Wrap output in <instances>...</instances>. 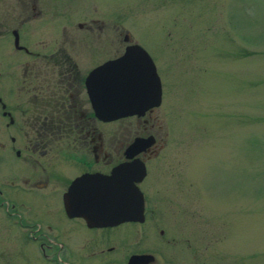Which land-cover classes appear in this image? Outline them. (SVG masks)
Listing matches in <instances>:
<instances>
[{
    "label": "flooded vegetation",
    "instance_id": "flooded-vegetation-1",
    "mask_svg": "<svg viewBox=\"0 0 264 264\" xmlns=\"http://www.w3.org/2000/svg\"><path fill=\"white\" fill-rule=\"evenodd\" d=\"M101 3L0 0V264H128L140 253L154 264L161 240L172 239L156 198L179 196L185 169L168 152L167 85L143 45L160 102L105 119L101 65L129 43L121 49L117 24L107 31ZM133 184L142 220L86 216L106 197H134Z\"/></svg>",
    "mask_w": 264,
    "mask_h": 264
},
{
    "label": "rangeland",
    "instance_id": "rangeland-1",
    "mask_svg": "<svg viewBox=\"0 0 264 264\" xmlns=\"http://www.w3.org/2000/svg\"><path fill=\"white\" fill-rule=\"evenodd\" d=\"M101 2L121 49L154 56L185 169L184 191L156 198L173 224L154 264H264V0Z\"/></svg>",
    "mask_w": 264,
    "mask_h": 264
},
{
    "label": "water",
    "instance_id": "water-1",
    "mask_svg": "<svg viewBox=\"0 0 264 264\" xmlns=\"http://www.w3.org/2000/svg\"><path fill=\"white\" fill-rule=\"evenodd\" d=\"M101 67L102 73L105 72V100L101 102L105 119L140 112L160 102V76L151 55L140 43H129L121 55L106 60ZM133 190L134 197H106L100 212L87 213L86 216L99 224H112L126 219L142 220L143 195L135 184ZM153 259L151 253L134 254L128 264H146Z\"/></svg>",
    "mask_w": 264,
    "mask_h": 264
}]
</instances>
